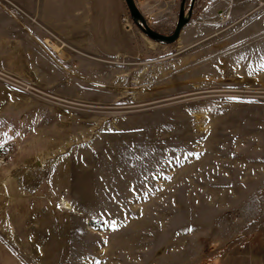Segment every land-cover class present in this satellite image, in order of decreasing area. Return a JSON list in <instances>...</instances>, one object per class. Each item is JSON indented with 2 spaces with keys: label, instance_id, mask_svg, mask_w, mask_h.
I'll return each mask as SVG.
<instances>
[{
  "label": "rangeland",
  "instance_id": "1",
  "mask_svg": "<svg viewBox=\"0 0 264 264\" xmlns=\"http://www.w3.org/2000/svg\"><path fill=\"white\" fill-rule=\"evenodd\" d=\"M2 9L45 50L0 52V264H264V0H194L171 44L127 10L112 57Z\"/></svg>",
  "mask_w": 264,
  "mask_h": 264
},
{
  "label": "crops",
  "instance_id": "2",
  "mask_svg": "<svg viewBox=\"0 0 264 264\" xmlns=\"http://www.w3.org/2000/svg\"><path fill=\"white\" fill-rule=\"evenodd\" d=\"M3 2L5 4H0V17L4 14L3 7L14 15L19 13L25 16L31 25L52 35L57 43L69 46L75 51L93 53L99 57H112L124 56L139 50L132 40L136 37V32L124 22L127 13L124 0ZM137 5L143 17L162 34L168 32V28L177 17L175 16L177 0H144ZM23 35L25 39L22 40V45L15 42L18 41L17 37L11 38L13 43L8 45L5 44L6 40L0 28V52L10 50L44 52V43H35L30 31L23 32ZM52 43L56 46L54 42Z\"/></svg>",
  "mask_w": 264,
  "mask_h": 264
},
{
  "label": "water",
  "instance_id": "3",
  "mask_svg": "<svg viewBox=\"0 0 264 264\" xmlns=\"http://www.w3.org/2000/svg\"><path fill=\"white\" fill-rule=\"evenodd\" d=\"M124 2L126 4L130 20L139 29V31L150 40L161 44H171L177 41L181 31L190 21L194 6V0H191L188 9L185 11V0H181L175 27L172 33L165 35L155 31L148 25L147 21L140 13L135 0H124Z\"/></svg>",
  "mask_w": 264,
  "mask_h": 264
},
{
  "label": "bare ground",
  "instance_id": "4",
  "mask_svg": "<svg viewBox=\"0 0 264 264\" xmlns=\"http://www.w3.org/2000/svg\"><path fill=\"white\" fill-rule=\"evenodd\" d=\"M46 43H47V42H46ZM56 50H57V52H59V49H56ZM59 53H60V52H59ZM59 53H58V54H59ZM60 54H61V53H60ZM63 204H64V207H63L64 209H66V210H68V211H73L72 208H71L67 203H64V202H63Z\"/></svg>",
  "mask_w": 264,
  "mask_h": 264
},
{
  "label": "built area",
  "instance_id": "5",
  "mask_svg": "<svg viewBox=\"0 0 264 264\" xmlns=\"http://www.w3.org/2000/svg\"><path fill=\"white\" fill-rule=\"evenodd\" d=\"M136 1L141 2V1H144V0H136Z\"/></svg>",
  "mask_w": 264,
  "mask_h": 264
},
{
  "label": "snow or ice",
  "instance_id": "6",
  "mask_svg": "<svg viewBox=\"0 0 264 264\" xmlns=\"http://www.w3.org/2000/svg\"><path fill=\"white\" fill-rule=\"evenodd\" d=\"M115 227V225H113V228ZM189 231H191V229H189Z\"/></svg>",
  "mask_w": 264,
  "mask_h": 264
}]
</instances>
